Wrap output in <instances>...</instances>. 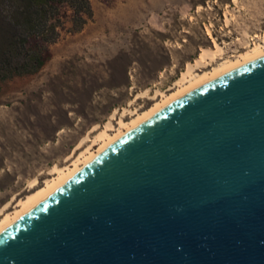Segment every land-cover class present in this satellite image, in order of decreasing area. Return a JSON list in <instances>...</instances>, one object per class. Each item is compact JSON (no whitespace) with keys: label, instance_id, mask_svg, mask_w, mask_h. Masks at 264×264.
Here are the masks:
<instances>
[{"label":"water","instance_id":"1","mask_svg":"<svg viewBox=\"0 0 264 264\" xmlns=\"http://www.w3.org/2000/svg\"><path fill=\"white\" fill-rule=\"evenodd\" d=\"M0 264H264V56L112 142L0 232Z\"/></svg>","mask_w":264,"mask_h":264},{"label":"rangeland","instance_id":"2","mask_svg":"<svg viewBox=\"0 0 264 264\" xmlns=\"http://www.w3.org/2000/svg\"><path fill=\"white\" fill-rule=\"evenodd\" d=\"M72 23L59 7L57 34L30 74L0 81V213L85 148L108 123L151 105L200 47L233 55L264 31V0H87ZM212 62H210L211 64ZM201 66L196 72L206 70Z\"/></svg>","mask_w":264,"mask_h":264},{"label":"bare ground","instance_id":"3","mask_svg":"<svg viewBox=\"0 0 264 264\" xmlns=\"http://www.w3.org/2000/svg\"><path fill=\"white\" fill-rule=\"evenodd\" d=\"M222 53L223 50L215 42L213 47H200L197 57L192 63L189 62L185 65L184 70L174 80L173 85L169 89L154 90L152 96L154 102L151 105L141 111L132 110L130 119L125 122L119 120L118 127L113 129V132L109 133L107 131L111 129L108 123H105L94 139L96 141L95 149L85 148L69 164L52 165L49 168L51 177L45 179L41 185L37 184L36 178L31 179L28 182L29 192L15 200V205L11 211L0 213V232L61 186L112 142L148 119L161 108L192 89L234 68L264 56V31L260 34H255L251 45L243 48L242 51L229 56H222ZM210 62L212 63L210 64ZM205 65L209 66V68L199 72L195 71Z\"/></svg>","mask_w":264,"mask_h":264},{"label":"trees","instance_id":"4","mask_svg":"<svg viewBox=\"0 0 264 264\" xmlns=\"http://www.w3.org/2000/svg\"><path fill=\"white\" fill-rule=\"evenodd\" d=\"M64 4L72 10L73 24L89 12L87 0H0V81L41 67Z\"/></svg>","mask_w":264,"mask_h":264}]
</instances>
